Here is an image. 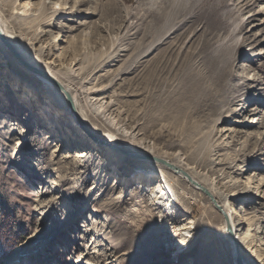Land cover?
<instances>
[{
    "label": "rangeland",
    "instance_id": "rangeland-1",
    "mask_svg": "<svg viewBox=\"0 0 264 264\" xmlns=\"http://www.w3.org/2000/svg\"><path fill=\"white\" fill-rule=\"evenodd\" d=\"M26 1L31 12L18 19ZM263 15L264 0H0L2 23L71 88L127 172L101 174L83 128L60 126L73 135L59 136L56 102L44 126L42 84L0 48V233L15 243L0 264L26 247L35 252L23 264H231L222 216L203 193L167 172L172 217L132 191L137 168L157 164L132 158L145 150L186 157L221 195L245 191L228 205L251 221L243 254L264 264ZM253 113L252 126L234 124Z\"/></svg>",
    "mask_w": 264,
    "mask_h": 264
},
{
    "label": "bare ground",
    "instance_id": "bare-ground-1",
    "mask_svg": "<svg viewBox=\"0 0 264 264\" xmlns=\"http://www.w3.org/2000/svg\"><path fill=\"white\" fill-rule=\"evenodd\" d=\"M148 1L149 3H151L153 0H148ZM30 8H31L30 3L26 1L24 2V4L21 5L20 8L16 9V12L18 14V19H23L25 15H28V13L31 12ZM261 25L263 26L264 23H261ZM8 29H10V27H8V25L6 24L4 25L0 17V48L8 50L15 57L16 60L20 61V64L23 66V68H25L31 73L23 69L22 70L27 75L34 78L36 81H39L42 84L45 91L42 97L43 98L42 100L45 101V104L44 103H42V105L37 104V109L39 113H37L36 117L38 116V114L40 115L43 114L44 115V116L42 115L43 119H40L41 116L39 117V119L40 121H42V123H44L43 124L44 126H48L49 122L47 121V119H45L47 114L49 116L50 113H53V111L56 109V106L60 105L58 111H56L55 113L56 117H59L58 119L59 122L56 124V126L60 129V133L58 135L62 136L64 140H71L72 138L71 136L73 135L72 134L73 132L72 131L69 132L68 130L67 132H64L60 126H63V128H65V126L70 127L71 126L70 123H73L74 125L72 124V126L74 127L78 126L83 128L84 131L92 135L93 139L89 138V136H86L85 134L82 141L85 142L89 146V148H91L92 146L96 147L97 148L96 150L100 154L101 157L100 160L102 161L101 174L104 175L105 171H108V174H105V176L107 175L109 177L111 175V171L115 170L116 171V172L114 171L115 173H117V171H120L118 168V164L122 160L123 156L122 154H120L121 150L118 148L119 146H117L114 143L111 136L96 133L89 127L85 116L78 109V104L71 88L63 81L58 79L55 75H53L49 71V69L39 65L36 61V58L32 55V53L28 49L23 48L21 46L22 44L19 43L18 40L13 35H11ZM1 66L6 67L7 66L6 61H2ZM244 68H248V67L245 66ZM7 78H10L12 80L11 82H14L16 80L13 75H8ZM246 81L253 82L255 80L248 79ZM26 91H28V94L32 96L31 98H35L31 90L27 89ZM238 97H236L234 103L240 102V100L237 99ZM54 102H56L57 105ZM253 110L254 109H252L251 107L249 111H253ZM62 116H64V118ZM254 117H257V113H253L249 117L246 123L244 120L242 122L235 120L234 124L240 123L242 127H249L250 124L252 126ZM250 119L252 120L250 121ZM47 122L48 124H46ZM251 138H255V136ZM262 142L263 139L261 140V143ZM77 146L80 147L79 142H77L74 148H76ZM260 150L261 148H259L258 151ZM132 153L135 154L132 156L133 159L146 158L148 160L152 159L151 162L154 161V163H157L154 165L153 164L149 165L150 163L146 162L144 163L146 165V168L141 166L137 168L138 170H140V172L136 174L138 178L135 179L136 181L133 185L134 186L136 185L137 187L136 188L134 187V189H132L133 192L145 191L146 195L154 198V201H157V203L159 202L161 206L164 208V210L168 211L170 216L173 217L177 212L175 210V206L170 196L169 180L167 175L165 174L168 172L170 174L175 175L179 180H182L183 182L190 184L191 186L194 187V189L207 196L212 207L219 213V215L222 216V223L220 229L222 231L223 241L226 243L231 264H236V259H239L241 264H251L250 260H248L247 257L243 254L242 246H241V243L246 244L248 249H250V246L247 245L249 244L248 242L249 233H245V231H243L244 230L243 227L245 226V224L250 225L251 221H249L248 217L246 216V213L242 217H239V215H237L236 217L233 216V212L229 208L230 203L228 205V202L231 197L236 198L238 196L247 195L245 191L243 193L240 192L233 193L230 194L229 196L221 195L219 192H217V190H215L213 186L214 184L213 179L208 177L205 173L199 175L197 172H195L192 169L193 167H190L188 161L186 163V157H182L178 153L170 157L169 156L167 157L164 154H159L156 151H151V150H145L143 152H137V153L132 152ZM82 156H86V155L83 154ZM155 167L159 169V173L156 176L157 178L154 179V181L156 182L147 184L146 181L148 178H150V174H152L153 171H155ZM123 173H127V172L124 171ZM89 206L90 204H85L81 206L78 209V213H81L82 211H86ZM239 221L242 222L243 226L242 224H239ZM239 226L242 227L241 230L237 228ZM34 252L35 250H31V249L29 250L28 247L19 249L16 253H14L12 256L6 259L4 264H23L24 258L29 253H34ZM256 260L259 262V259L256 258Z\"/></svg>",
    "mask_w": 264,
    "mask_h": 264
},
{
    "label": "trees",
    "instance_id": "trees-1",
    "mask_svg": "<svg viewBox=\"0 0 264 264\" xmlns=\"http://www.w3.org/2000/svg\"><path fill=\"white\" fill-rule=\"evenodd\" d=\"M5 233V234H3ZM10 240V241H9ZM13 238H10V234L7 232L0 233V260L11 254L15 249V243Z\"/></svg>",
    "mask_w": 264,
    "mask_h": 264
},
{
    "label": "water",
    "instance_id": "water-1",
    "mask_svg": "<svg viewBox=\"0 0 264 264\" xmlns=\"http://www.w3.org/2000/svg\"><path fill=\"white\" fill-rule=\"evenodd\" d=\"M204 192V191H203ZM206 194V193H205ZM236 264H241L239 259H236Z\"/></svg>",
    "mask_w": 264,
    "mask_h": 264
}]
</instances>
